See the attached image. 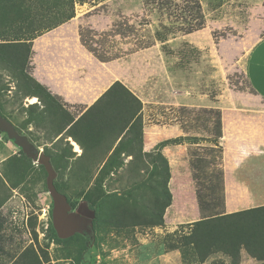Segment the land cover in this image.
<instances>
[{
    "label": "rangeland",
    "instance_id": "374dc122",
    "mask_svg": "<svg viewBox=\"0 0 264 264\" xmlns=\"http://www.w3.org/2000/svg\"><path fill=\"white\" fill-rule=\"evenodd\" d=\"M263 1L89 0L81 5L75 2L74 18L66 22L67 25L32 41L31 73L45 82L47 86H44L50 87L51 93H58L73 115L98 95L97 100L114 82H120L141 101L143 136H149L150 141L153 136L163 140L168 135L206 138L210 135L201 125L194 127L196 120L204 115L197 116L195 112L216 109L210 103L216 101L224 88L244 86L243 76L236 71L234 62L239 63L241 51L257 33L258 36L264 31ZM201 20L204 24L200 30L186 33L190 24L196 26ZM85 30L92 33L87 46L111 60L100 62L82 46L79 32ZM61 31L66 33L61 34ZM0 76L2 85L8 86V91L2 93L4 115L15 125L24 116L18 111L19 102L13 100L14 80L1 67ZM35 101L37 99H24L23 106ZM181 107L194 112H186L193 116L192 131L177 136L172 129L180 131L178 110ZM35 135L42 146L31 142L33 137L27 136L26 131L22 136L38 152L44 153V147L50 155L56 151L53 143L45 140L41 133ZM66 141L71 146L70 151L80 156L78 145L70 139ZM207 144L200 142L204 147ZM183 145L185 155L176 154L177 158H172L169 166L171 204L165 210L162 227L94 231L95 213L85 206L93 213L91 223L81 225L79 232L73 235L75 238L65 242L58 239L52 226V200L40 165L31 159L25 161L21 156L22 164L12 161L10 158H18L20 153L0 135V236L10 237L3 242L6 254L0 255V264H13L27 250H33L41 264H76L74 256L83 240L89 241V251L86 262L80 264H198L184 260L182 252L171 249L170 245L176 243L179 232H188V224L213 217L218 212L211 211L216 205L200 199L199 189L190 177L191 145ZM72 161L70 159L68 165L71 166ZM68 171L66 169L61 177L55 174L53 181L61 184L63 191L77 200L79 206L85 202L75 196L78 187ZM127 177L124 170H119L104 187L120 194L121 186L131 182ZM176 231L178 233L172 235ZM201 264L230 263L228 258L217 254ZM239 264L252 262L241 256Z\"/></svg>",
    "mask_w": 264,
    "mask_h": 264
},
{
    "label": "trees",
    "instance_id": "16d2710c",
    "mask_svg": "<svg viewBox=\"0 0 264 264\" xmlns=\"http://www.w3.org/2000/svg\"><path fill=\"white\" fill-rule=\"evenodd\" d=\"M88 1L0 0V14H3L0 26L9 28L5 33L6 37L0 38V67L14 80L13 100L15 103L19 102L18 111L24 117L15 125L5 117L2 93L8 91V86L2 85L1 76L0 115L14 126L19 135L26 131L27 136H32L31 142H35L37 147L42 146L35 137L38 132L45 140L53 143L56 151L50 155L44 147L43 154L49 157L51 167L58 177L64 175L66 169L69 170L70 178L78 187L74 191L75 196L95 213L92 221L94 231L110 229L120 232L134 227H162L165 223V210L171 204V194L168 189L170 168L161 151L165 147L184 143L191 145L190 177L194 186L199 189L200 199L216 207L217 204L223 205V150L220 145L221 112L218 108L195 112L197 116H204L196 120L194 127L201 125L210 136L167 139L158 143L152 152L143 153L142 103L120 82H114L91 106H82V111L73 115L67 111L59 95L51 93L47 87L34 80L30 61L32 41L73 19L75 2L81 5ZM203 24V20L196 26L190 24L186 33L200 30ZM90 34L89 30L79 32L82 46L100 62L111 60L87 46L91 42ZM232 88L236 91L247 89L249 93H254L245 81L243 87ZM27 98L37 99V102L24 107L23 100ZM178 111L182 131H192L190 122L193 116L190 114L194 112L184 107ZM29 128L33 130L28 131ZM0 135L4 134L0 132ZM4 137L7 139L6 135ZM66 139L78 145L81 149L80 156L76 157L70 151L71 146ZM200 142H207L208 146H201ZM18 151L19 157H11L12 161L22 164L23 160H30L21 150ZM128 157L130 160L125 162ZM70 159H73L71 166L68 165ZM39 167L46 177L44 167ZM119 170H124L131 182L121 186L120 194L111 193L105 189V183L117 176ZM116 181L120 182V179ZM53 185L57 192L66 197L71 210H75L79 202L68 196L57 181H53ZM187 227L186 234L178 231L172 234L178 233L179 236L176 243L170 245L171 249L182 252L184 260L201 264L219 254L228 258L230 264H239L244 255L253 260L254 264H264V207L215 215L188 224ZM75 236L63 241H71ZM5 239L10 237L0 236V255L3 256L6 254L3 247ZM88 247L87 240L78 245L74 256L76 264L86 262ZM43 255L46 260L47 257ZM13 264L41 263L33 250H27Z\"/></svg>",
    "mask_w": 264,
    "mask_h": 264
},
{
    "label": "crops",
    "instance_id": "0c3cea01",
    "mask_svg": "<svg viewBox=\"0 0 264 264\" xmlns=\"http://www.w3.org/2000/svg\"><path fill=\"white\" fill-rule=\"evenodd\" d=\"M0 15L3 17L2 12ZM67 24L64 23L47 33L58 32ZM8 29L0 26V38L6 37L5 33ZM60 33L65 34L66 31ZM257 34L239 54V63L234 62L236 71L243 76V80L254 93H249L247 89L236 91L224 88L216 101L210 103L221 112L220 145L223 149L224 203L211 210L214 213L218 212L216 215L219 216L264 207V31L258 36ZM36 40L34 39V42ZM61 73L64 74L63 71ZM33 78L47 86L34 74ZM48 88L51 91V88ZM54 94L59 95L56 92ZM97 96L88 102L86 107L91 106ZM210 105L208 104V107H211ZM155 118L159 120L160 117L155 114ZM172 130L177 132V136L183 133L181 128L179 132L178 128ZM163 138L162 140L158 136H153L150 141L149 136H143L142 152L150 153L159 142L173 137L168 135ZM70 141L72 143V140ZM185 151V145H178L163 148L161 154L167 158L170 166L171 159H176L175 155L179 153L185 155ZM128 160L130 157L125 162ZM246 259L254 264L253 260Z\"/></svg>",
    "mask_w": 264,
    "mask_h": 264
},
{
    "label": "water",
    "instance_id": "95a60500",
    "mask_svg": "<svg viewBox=\"0 0 264 264\" xmlns=\"http://www.w3.org/2000/svg\"><path fill=\"white\" fill-rule=\"evenodd\" d=\"M36 102V101H35ZM0 132L6 135L7 139L12 142L13 146L21 150L22 153L29 157L33 162L43 166L46 176V188L52 200V226L60 240H65L79 232L81 225L91 223L93 213L89 212L85 203H81L74 211L66 197L55 189L53 179L55 172L51 167L50 159L42 152L34 150L35 147L22 135H19L14 126L0 115Z\"/></svg>",
    "mask_w": 264,
    "mask_h": 264
},
{
    "label": "bare ground",
    "instance_id": "6f19581e",
    "mask_svg": "<svg viewBox=\"0 0 264 264\" xmlns=\"http://www.w3.org/2000/svg\"><path fill=\"white\" fill-rule=\"evenodd\" d=\"M34 101V100H33ZM72 143H74L73 141H72ZM77 149V147H76V145H75V150Z\"/></svg>",
    "mask_w": 264,
    "mask_h": 264
}]
</instances>
